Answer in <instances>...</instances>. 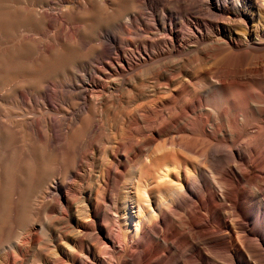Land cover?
Returning <instances> with one entry per match:
<instances>
[{"label":"bare ground","instance_id":"bare-ground-1","mask_svg":"<svg viewBox=\"0 0 264 264\" xmlns=\"http://www.w3.org/2000/svg\"><path fill=\"white\" fill-rule=\"evenodd\" d=\"M11 1L0 43L48 62L43 118H21L13 136L0 120V174L13 141L43 149L30 182L0 180L16 210L0 226V264H155L128 257L154 221L163 264H264V18L253 0ZM18 103L32 104L24 90ZM200 209L233 250L206 235ZM245 216L260 217L259 243Z\"/></svg>","mask_w":264,"mask_h":264},{"label":"rangeland","instance_id":"rangeland-1","mask_svg":"<svg viewBox=\"0 0 264 264\" xmlns=\"http://www.w3.org/2000/svg\"><path fill=\"white\" fill-rule=\"evenodd\" d=\"M250 6L254 10L259 9L260 13L262 14V17L264 18V0H253ZM193 16H196V14H193ZM203 16L204 18L206 17L205 19L207 20L212 19V17L209 15L206 16V14H204L202 15V17ZM13 19L14 17L12 13V1L0 0V36H3V33L7 29L8 25L11 24ZM186 57L187 59H192L191 56ZM42 58L43 56L38 54L34 48L27 49L25 47H20L17 43H12L10 41L9 44L8 42L0 43V120L6 123L9 121V123L12 122V131L10 132L12 136L21 130V118L23 119L25 116L38 119L43 118V102H41V99H43L41 94V87L43 83L42 74L43 68L48 62V60ZM20 90H24L26 92L30 103H32L30 106H21L18 103V92ZM38 101L41 105L38 103ZM20 111L23 112L21 113ZM1 115H3L4 117ZM18 116L21 117L19 118ZM13 119L15 123H13ZM16 128L19 130H17ZM5 152L6 154L3 157V163L5 166H8L6 170V172H8L5 174H0V180L4 179L10 181L11 184H16L18 181H23L26 183L30 182L32 176L34 175L35 167L42 164L43 162V149H40L38 148V146L33 145L31 141L21 142L20 147L15 145V142L13 141L12 145L8 149L6 148ZM20 192L21 187L15 186L13 194L15 200L18 198ZM7 193L9 194V191ZM8 194L6 198L5 196H0V226L3 223H9L11 220L14 219L16 215V210L13 208L12 201L10 197H8ZM193 201L199 202V199L193 198ZM240 205L241 207H243V209L245 208L244 210L247 209L246 200L243 199ZM7 207L9 208L8 210ZM199 212L200 216L203 218V230L206 235L208 237L219 238L222 245L229 248V250H233L234 244L231 243V240L224 235V231L221 229V227L215 224L210 219L211 217L209 216L208 212L204 209H200ZM243 218H245V221L251 222V228L253 229L255 234L254 239L256 238L255 241L259 243V240L262 237L260 233V217L255 216V221H252L248 216H245ZM160 227V221H154L153 223H151L149 226V230L146 232L145 236H143L140 241H135V247L133 248L132 252L129 253L128 257H133L135 259L140 257L151 258V260H153L155 264H163L164 262H166L169 256L168 252L162 250L161 252L156 253V251L152 250L148 240L150 236V231L152 229ZM112 228L114 227L112 226ZM216 234L217 236H215Z\"/></svg>","mask_w":264,"mask_h":264}]
</instances>
